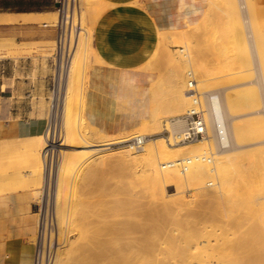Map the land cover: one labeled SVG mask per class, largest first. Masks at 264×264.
Listing matches in <instances>:
<instances>
[{
  "label": "bare ground",
  "instance_id": "1",
  "mask_svg": "<svg viewBox=\"0 0 264 264\" xmlns=\"http://www.w3.org/2000/svg\"><path fill=\"white\" fill-rule=\"evenodd\" d=\"M224 1H225V5L227 8L226 12L229 13L228 16L229 17L231 16L233 18L232 29H231L233 34H232V37L230 36V44L225 46V48L223 47L224 50L220 48L221 49V51L219 52V57H220L219 63L220 64L218 63L220 66H218V68H217V66H215V68H217L216 72H215V68H214L215 74H212L210 71V70H213L212 69L213 67L206 68L209 66V64H207L208 66L203 65L204 62L201 60L200 57H198L199 52H198V54L194 52L197 49H198L197 51H199V48H198L199 46L197 44H196L197 46L194 45L195 43L190 41L189 39L184 40L185 41L184 44L186 45L185 47L180 48V49H173L172 50L173 53L166 49V51L172 53L171 56L168 55V53H167V55H168V57L169 56L171 57V59L169 58V60L171 61L172 65H175L172 67L174 69H171L169 73L166 72L168 74L166 76V79H161L160 81L157 80L158 84H157L156 88H154L155 86L153 87L155 90L152 88L153 94L151 92L150 93H151V96L153 95L154 99L152 97H151V99H152V101L154 100L153 101L154 105L151 102L152 103V109H151L152 111H150L151 117L148 120L143 121L142 124L137 127V128H140L139 131L141 134L138 131H135V133L136 132H138V133L133 135V136H130L131 133L130 134L128 133L129 130H128V132L125 131L129 134L128 136H117L119 133L118 134H107V133L100 131L97 127L90 125L88 123V121H87V123L86 122L85 123L90 125V126L88 125L89 128L91 126H93V128L87 129L86 128L87 125L85 126V124L83 122L84 119L87 120V118L85 116V93H86V90L88 87L89 69L92 66L88 62L92 60V50L94 49V46H93L94 44H92V35L90 34L89 31L93 30L94 25H92V23H89V22L87 23V21L85 23V17H84L85 11L84 10L87 9V5L89 2H83L84 3L83 7L81 5L80 23H81L82 31H81L79 37L77 38V40L75 41L74 47L71 50V52L69 54L65 55V60H66V57H68L67 58L68 62L65 63V61L62 60L63 58L61 60L59 59L61 61V63L58 60V65L61 64V67L58 68V73H59V83L58 84H60V86H61L60 82L63 79L66 80V82H65L66 88H65V93H64L65 95H64V100H63L64 124L63 123L62 124L66 128L65 130H66L68 135H66V138L63 139L64 141H62L59 145H57L56 140H54L55 139L54 135L56 134L55 133L56 128H55L54 130L51 129V130L47 131L46 133L44 132L45 134L37 135L35 137L30 136V138H28L26 141V148H27V152H28L27 158L29 160H31L32 162H35L38 164V165H36L34 163V167L36 165V169H38V170H36V171L33 170V168H34L33 167L30 171V174H32V176H34L35 174L37 175V172H38L39 176L43 174L42 172H44V171H42V169H44V166L46 167V165H45V162L47 160L46 157L50 156L51 160H49V159L48 160L51 162L55 158L58 160V161H56V163L59 162V165H58L59 167L56 169L57 172L56 173H55V171L53 172L56 174V191H55V201H54L53 206H54L56 222H57L56 230H57V226H58V238L60 237V234H61L63 237L62 238L63 240L61 242H58V239H56L57 237L55 238V233L53 232V234L51 236V241H53V239H54V242H55V256H54L53 264H72V263H74V264H103L104 262H106L108 264H231L234 260H237L239 258L244 259V264H256L260 261L262 263L263 258H264V250L261 251V250L257 249L259 251H255V247H257L256 244H259L260 246L264 244V211H263L264 209L261 210V207H262V205H261V207L258 208L260 210H258V209H257L258 211L253 210V211H256V213L254 212L256 215H255V219L252 222L251 229L249 227V230L247 232L243 233V231H242L240 235L238 234L239 236L236 238H238L239 241H237V243L234 244V242L232 241V237H231V234H233L234 231H231V230L234 228L237 229L236 227H238V229H241V227H243L242 226V225H244L243 221H245L247 218H249L250 213H248V212L253 209L252 204H257L258 202L257 203L255 202L256 201L255 197H254V199L250 198L251 200H249L247 197H246L247 199L244 198L245 196H243V194L244 193L247 194V191L251 192V193H248L249 194L248 197H252L251 194H252V191L254 189L253 188L251 189V187H248V189L245 188V191L243 194L239 193L238 195H236L237 198L233 197V198H236L235 200H237V204H238V206L235 205L236 210H234L233 205H234L235 201L232 199V195L230 194V191H229L232 188L231 181L233 178L232 172L230 170V166L233 163V159L235 157H238V153H236V152H238L239 150H242L243 148H245L247 146H252V147L256 148L255 146H260V145L264 144V123H263L264 120L262 121L261 116H260L261 114H263V116H264V111H263V113H261V111H262L261 107H262V105H264V88H263L264 87V62H263L264 56L262 57V55H264V51H263V49H264V30L262 31L259 27V23H257L259 14L262 11V6H261V4H259L257 2V0H224ZM109 6H112V5H110V3H109ZM25 16L26 15H24V19H25ZM36 16H37V18L38 17L41 18L40 17L41 15H37V14L36 15H30L27 18L32 20V19H35ZM11 19H13V18H11ZM2 20H3V18H2ZM5 22H6V20H5ZM56 23H57V20H56ZM52 24L50 25L46 22L43 23V25H48V26L55 25V24H53V25ZM86 24L90 25V27H89L90 30L86 29L88 27L85 28L84 25H86ZM243 26H245V27H243ZM244 29H245V31H244ZM246 30L248 32V34H247L249 36L248 38H250V39H248L246 37V33H245ZM93 31H92V33H93ZM82 35H85V36L83 37ZM112 39H113V36H112ZM115 39H116V37H115ZM167 39L168 40L169 39L174 40V39H176V37L175 38L170 37ZM248 40H251V42L249 41L251 45L248 43ZM186 41H190V43H187ZM191 42L193 44H191ZM19 45H21V44L17 43V42L2 43V44H0V50L4 49V50L8 51L9 52L8 56H10V54L15 55L16 52H18L17 48L19 47ZM157 46H158V44H157ZM157 46H154V43H153L149 47H147V49L142 51L140 53V60H145V61L148 60L146 62V65L149 64L150 63L149 60L150 59H151V61L153 60V57L150 58V56L153 55V50ZM190 46H192L193 48H195V47L196 48L192 49ZM248 46H251V50H253V51H250V47H248ZM232 47H234L236 49V53H237V54H235V52L232 50L231 54L234 52V54H232L233 56L229 53V51L231 50L230 48H232ZM156 50H157V48H156ZM156 50L154 51V53H157ZM157 51H159V50H157ZM160 51H159V53H160ZM93 52H94V50H93ZM193 54L194 55L196 54L198 56L195 55V58H194ZM250 54H256L257 55V57H258L257 59L259 61L258 64L261 66V69H262V72L260 70V72L258 74L259 75L258 81H259V79H260V81L261 80L263 81V83H260V85H262V88H263V90H262L263 92H261L262 95L259 93V91H260L259 90V87H260L259 84H256L255 82L253 83L254 84L253 86L251 85L252 84V82H251V84H250L251 87H249L245 82H244L245 86H244V84L240 85L238 83L240 85L239 87L244 86V88L243 87H241V88H243L245 90V91L240 90V92H237V91H239L237 89L235 91V87L238 86L237 84H234L235 81H234V83H230V84L224 83V79L230 80L231 78L234 79V77H235L234 76L236 73V72H234L235 69L234 70L232 69V67H234V66H231L232 62H234L233 61L234 55H236L235 61L242 63L244 65H246V64L250 65L252 62L251 57H253V56H250ZM93 55H94V53H93ZM256 55L254 56L255 57V60L253 59L254 61L257 60ZM157 58L154 59L153 62H155L157 60ZM196 58H197V60H200L201 62H203V63L200 62L203 66H201V64L198 65L199 63H195ZM153 62H151L152 64L150 63L149 66L153 65ZM255 64H257V63H255ZM172 65L170 64L169 66H172ZM176 66L177 67L181 66L183 68V70H185L187 72V76H189L190 79H188L185 75H184L185 76L184 77L179 72L180 69L177 68ZM143 67H144V65H143ZM143 67H141V69ZM151 67L153 68L154 66H151ZM165 67H167V66L165 65ZM188 67H190L189 70L187 69ZM149 68L150 67L147 66L143 69L148 70ZM250 68H252V67H250ZM250 68H248V69L252 70ZM253 71L254 70H252V72L249 71V72H244V73H247V74L249 73L248 75L250 76V73L252 75ZM257 71H259V70H257ZM241 72L242 71H240V73ZM208 73L215 75V77L218 75L217 76L218 78L217 77L216 78H217L218 82L220 81L219 86H217L218 85L217 82L215 85L217 87H215V86L212 87L209 84V82H208L209 79L206 78L208 75H210ZM216 73H217V75H216ZM238 75H239V73H238ZM185 79L187 80V82ZM233 79H232V81H233ZM243 80H244V78H243ZM236 81H238V80H236ZM240 81L241 80L239 79L238 82H240ZM258 81H256V82H258ZM242 83H243V81H242ZM65 84H63V85H65ZM255 84L258 85L257 88H256ZM186 85H187V89H186ZM209 86H211V87H209ZM249 88L250 89L252 88V89L250 90ZM262 88H260V89H262ZM75 89L79 93L77 95L81 94V98L80 97L79 98H80V100L82 99L81 101H82V109L83 110H80L79 112H81V111L84 112V115L81 117H78V116L73 117L74 109H72L73 115L70 112L72 106L74 105V101H75V100L73 101V105H72L71 101L74 99V98H72L74 96V95L72 96V94L75 91ZM256 89H258V90H256ZM254 90H256V91H254ZM62 91H64V90H62ZM256 92H258L259 94ZM259 95L262 97H260ZM61 99H62V97H61ZM75 99H76V96H75ZM56 100H58V99H56ZM77 100H78L77 102L79 103V99H77ZM195 103H199L201 106L205 107V109H204V110H206L205 116L207 118V134L204 137H202L199 140V142L177 144V143H172V141L167 142V141H169L168 138H166L163 135H160V136L152 138V139L147 136L150 134L148 132L149 130H152V133H159V132L163 131L162 125H161L162 124L161 123V119H162L161 116L162 117H163V115L166 116V113L162 114L161 112H163L164 110H167L170 112L173 110L174 111H183L184 109H190L193 106V104H195ZM76 107H78V106H76ZM76 107H74V108L76 109ZM79 109H80V106H79ZM244 109H246V110L244 111ZM57 113H59L58 109H57ZM71 115L74 119H71ZM167 115H169L168 112H167ZM170 115H173L172 112L170 113ZM180 115H181V113H180ZM173 117H175V116L173 115ZM166 119H168V118H166ZM55 121H57V120H55ZM162 121H164V120H162ZM166 121H165L166 123L164 124L165 129L170 130L172 136L179 134L180 132H182L184 130L185 125H184V121L182 120L181 117H178L177 119H175V121H174V119H172L170 117ZM52 123H54V122H52ZM58 130H60V129H58ZM132 130H134V128H132ZM120 133L122 134L123 132H120ZM140 135H143L146 137L140 146H134L133 144L126 143V141H128L130 138L135 137V136H140ZM113 144H116V145L118 144V145L113 148V146L111 147V145H113ZM213 144L216 146V148H214L215 146ZM227 144H229L230 148L224 149V147ZM62 146L65 148H63ZM72 147L76 148V149H72ZM208 148H209V152L207 150ZM247 148H250V147H247ZM260 148H261V151L264 149L262 147H260ZM210 149H211V151H210ZM213 149H215V150L217 149V150L214 151ZM252 150L254 151V149H250L251 153H252ZM72 151L79 152L75 156L79 155L81 157V159H79L80 158L79 156H78L79 160L73 159L71 154H68ZM203 153L210 154V161L209 162L200 161L198 159L195 160L196 158H198ZM251 153L246 157L247 160L238 164V167L240 169H244L246 167L253 166L255 168V172L256 173L259 172L260 178H261V180H263L264 179V173H263L264 156H263L262 152H261L262 155L260 154V152H258V153L254 152L252 154ZM52 158H54V159H52ZM188 158H190V159L193 158L194 160H193L188 172L185 174L181 173L178 165L174 166V167H164L163 166L165 163H168L170 161H180V160H184V159H188ZM89 160H91V162L92 161L96 162L97 166L98 165H102L105 167L110 166V168L115 167V165H117L116 162L123 163V166H124V164H132V166L137 165V168H138V166L141 167V169H140L141 172L139 174L144 178V181L147 182L148 187L151 189L152 197H153V195L159 194L162 196V198L165 201L164 212H163V210L160 209L161 211L159 213L156 214V212H154L155 214H153V216L156 215L154 217L157 218V219H154V221L157 225L156 227H158L159 230H161L162 232H163L162 229H163V226L165 223V219L166 218L170 219V217L172 215H173V217L171 219H174L175 218L174 214L176 213L175 212L174 214H172L173 209L167 203L169 201L165 200L167 186H174V190H175V192L172 193L171 195H169V193H167L169 195V197L172 195L174 196L176 194L178 196L176 198V201L179 204L180 203L185 204L188 200L191 202V199L194 198V197H191L189 199V198H186V196L184 197V195H183L184 192H186L185 191L186 187L192 185L193 186L192 190L195 191L193 194L196 197L195 200L196 201L198 200L197 203H199L200 205L203 206L202 211L205 213L206 218L212 219L211 223H207L208 221L205 219L206 222L204 220L203 223L201 221V223L195 222L194 225H192L190 223L188 224L189 228H193L195 230H192L190 232H186L185 233L186 235L184 234L185 236H183V237L187 236V238H188L187 241L191 242V243L193 240L194 241L196 240V236L200 237L199 239L197 237V240L192 245H191V243L189 244L190 245L189 251H191V250L194 251V249H196V251L186 252V251H184L185 250L184 249V250H182L183 253H181L183 255H181V257H178V258H171L172 257L171 256L170 259L167 258L166 260L165 259L162 260V258H161V260H154V259H148V257H147V259H145V260L141 258L143 260V261H141V259L136 260V259L131 258L134 256V254L132 256L131 251H128L130 253L131 257L128 256L129 253H127V251L124 250L125 247L129 244V242L127 240L128 244L126 246L124 244H126L127 242L126 243H124V241L123 242L121 241V243L118 242V244L124 243L123 246L121 245L124 249H122L120 245L118 246V244L115 243L117 248H116V246L115 247L113 246L114 250L112 251V253H108L107 255H105L103 252L105 244L103 245L102 239L99 237V235L98 236L96 235V231L94 230L95 233L93 234V231L91 230L92 226L90 224L92 222H90V219H89L90 218L89 212H88L89 210L87 209V206H89L88 203L85 206L86 202L81 203L84 201V200H82V201H80V206L82 205L80 208H78V205H75L76 207L74 206V208L72 209L71 208L72 204L67 202L68 199H67V201H65V199H64V192L66 189H68L69 186H71L70 185L71 183L64 176L63 171H65L66 168H65V170H63L62 162H65L66 165L70 168L85 166L86 170H88L87 172L85 170H84V172L82 171L83 172L82 175L84 174L85 176L80 177L78 175V177H80L81 181H82L83 179H85L87 177H90V176L93 177V176H96V174H97V170L92 169V167H94L96 165H93V163H92V165H90L91 163ZM112 162H115V163H112ZM65 163H64V165H65ZM208 163H211L213 165H209ZM53 164H54V162H53ZM88 165H90V166L87 167ZM51 166H52V163H51ZM124 167H126V165ZM129 167H130V165H129ZM130 168H132V167H130ZM49 169H52V168L49 167ZM102 170H103V168H102ZM50 171L52 172V170H50ZM27 172H26V174H27ZM98 174H100V173H98ZM206 174H208L210 176V179H211V177H213L212 179H214V177H215L217 181L214 182V180L211 181L210 179H209V181H206V179H208V178L205 179ZM134 175H135V173H134ZM137 175L138 174H136L135 177L140 176V175L139 176H137ZM250 175H251V180H252L254 175L253 174H250ZM70 177H71V174H70ZM82 177H83V179H82ZM49 178H51V177H49ZM32 179L36 180V178H34V177H32ZM97 181H96V183H97ZM256 181L257 180H255V182ZM72 182H73V180H72ZM33 183H34V181H33ZM36 183L37 182H35L33 185L32 181H31L30 184L28 183L29 184L28 186H30L32 184L33 187L36 188L35 189L36 193L40 194V192L38 190L42 189V187L39 188V186H40L39 184H41V183H39V181H38L39 184H36ZM49 183H51V182H49ZM81 183H84V181ZM73 184H74V182H73ZM77 184H79V183L77 182ZM133 184H135V183H133ZM136 184H137V182H136ZM2 185L3 184L1 183L0 188L3 187ZM32 185L30 187H32ZM212 185H215V187H213ZM209 186H211L212 188H209ZM73 187L74 186H72V188ZM130 188H132V187H130ZM43 189H45V188L43 187ZM77 190H79V189H77ZM0 191H1V189H0ZM43 191L45 192V190H43ZM43 194H42L43 197L42 196L41 197H42V201H44V203H45V201L48 200V198L50 197V194L48 192H47L46 196H44ZM75 194H77V193H75ZM262 194H264V193H262ZM36 195H38V194H36ZM38 196H40V195H38ZM154 198H155V196H154ZM166 199H168V197ZM263 199H264V197L262 195H259V201H262ZM193 201H194V199H193ZM196 201H194V202H196ZM76 203L79 204V202H76ZM260 203L261 202H259V206H260ZM94 204H96V203H94ZM262 204L264 205V202ZM171 205H172V203H171ZM243 208L247 209V210L242 213L241 210ZM262 208H264V207H262ZM96 209H97V207H96ZM254 209H256V208L254 207ZM161 212H163V213H161ZM150 213H153V212H149L148 215H150ZM145 215H146V213H145ZM145 215H143V216H145ZM150 216H149V218L153 219V217H150ZM253 217H254V215H253ZM253 217L251 216V218H253ZM38 218H39V216H38ZM103 219H105V218H103ZM146 219L147 218L145 217V220ZM176 219H177V221H179L180 218H176ZM142 220H144V219H142ZM148 220H150V219H148ZM154 221L151 222L152 225H153ZM248 221H250V220H248ZM182 222L183 221L181 220L178 223L183 224L184 222L183 223ZM93 223H92V225H93ZM138 223H136V224H138ZM145 223H147V222H145ZM167 223H168V221H167ZM139 225H137L138 228L141 226V225L140 226ZM152 225L150 224V226H152ZM90 226H91V228H90ZM93 226H96V225H93ZM177 226H179V225H177ZM233 226H234V228H232ZM156 227H155V229L157 230ZM128 228L129 227H127V229H125V231L123 230L124 227H122V229L121 228L120 229L123 230L124 232H126L129 230ZM99 229H100V227H99ZM120 229H118L116 231L119 232ZM245 229H247V227ZM132 231H134V230H132ZM102 232L104 233V231H102ZM102 232H101V234H103ZM120 233L122 235V231ZM119 234H118V236H120ZM132 234H135V233H132ZM152 235H154V234H152ZM182 235H183V233H182ZM147 237H148V235H147ZM128 238H130V237H128ZM132 238H134V237H132ZM143 238H145V237H143ZM236 238H234V239H236ZM104 240L107 241L106 239H104ZM131 240H133V239H131ZM142 241H144V240H142ZM234 241H236V240H234ZM145 242H147V241H145ZM132 244H135V243H132ZM138 245H139V242H138ZM141 245H139V246H141ZM186 245H187V243H186ZM148 246H150V245H148ZM128 247H131V246L130 245L127 246L126 249ZM142 247H144V246H142ZM262 248H263V246H262ZM131 249L134 252H136V248L133 247ZM144 249H145V247L140 249V250L144 251ZM208 250L215 251V254L217 255V257H216L217 259L214 258L216 255H214V257H213L214 259H213L210 256ZM143 251L141 252L142 254H144ZM146 251H148V250L146 249ZM146 251H145V253H146ZM148 252H150V250ZM179 252H181V250ZM139 254H138V256H139ZM138 256H135V258L136 257L138 258ZM140 256H139V258H140ZM145 256L146 255L144 254L143 258H145ZM150 256H152V254ZM156 256H157V254H156Z\"/></svg>",
  "mask_w": 264,
  "mask_h": 264
},
{
  "label": "rangeland",
  "instance_id": "2",
  "mask_svg": "<svg viewBox=\"0 0 264 264\" xmlns=\"http://www.w3.org/2000/svg\"><path fill=\"white\" fill-rule=\"evenodd\" d=\"M83 2H89L88 5H87V9L85 8L86 10H84L85 11V15H84L85 23L87 21V23L88 22L92 23V25H95L96 20L99 18V16L106 9H108V6H109V3L105 2L103 0H81L82 7L84 5ZM44 9L48 10V11H54L55 14H52V13L47 14L46 18H45V15H41L40 17L42 19H44L43 21H41V24L43 22H48L49 24H52V23L55 24L56 20H57V12L55 11V9L54 8H51V9L44 8ZM226 11H227V8H226L224 0H212V2H210V5H209V7L207 9L206 15L204 16L203 20L200 22V24H198L197 26H194L193 29H191V30H179V31H160L161 35L159 36L158 40L154 43V46H157V44H158V46L155 47V49L153 50V55L150 56V58L153 57V60L151 61V59L149 58L150 59L149 62L150 63L153 62L154 59H156L158 57L157 60L155 62H153V65L149 66L150 63L146 65V62L148 60H146V61L145 60H140V58H139L138 67L141 69V67H143V65H144L143 68L148 66L152 70H154V71H156L158 73L159 81L161 79H166V76L168 75L167 73H169L171 69H174L172 67L175 66V65H172L171 61L169 60V58L171 59L170 56L173 53L172 50L173 49H180V48L185 47L186 45L184 44L185 43L184 40H186V39H189L190 41L195 43V41L193 39H194V37H196L197 31H200V37H198V38H200L199 40H200V43H201L200 45H202L201 47H204L203 52H205L206 57H207V53L210 52L209 51L210 48H212L214 46L224 50L225 46L230 44V36L232 37V34H233V32L231 30L232 29L233 18L231 16L229 17L228 16L229 13H227ZM257 23H259V27L263 31L264 30V7L263 6H262V11L259 14ZM86 25H84L85 28L88 27L86 29L90 30V28H89L90 25H87V26ZM243 27H245V26H243ZM93 30H94V26H93ZM92 31L90 30L89 32L92 35V44H93V33H92ZM244 31H245V29H244ZM245 33H246V37L248 38L249 36L247 35L248 34L247 30H246ZM55 34H56V30H55ZM82 36L84 37L85 35H82ZM169 36L170 37H174V38L176 37V39H174V40L169 39L168 40L167 38H170ZM248 39H250V38H248ZM13 41L16 42L15 40H13ZM190 41H186V42L190 43ZM249 41L251 42V40H248V43L250 44ZM192 42H191V44H193ZM20 43H22V44L19 45V47L17 48L18 52H16V54L14 53L15 55L12 54L13 56L11 54H10V56H8L9 52L4 50V49L0 50V90H2V94L11 95L12 96L11 100L14 102V104H17V105L23 104L25 106V109H26L29 117H38V118L43 119L45 121V123H46V131H44L45 133L47 131L51 130V129L54 130L56 128L55 129L56 130L55 131L56 134L54 135L55 136L54 140H56V144L59 145L62 141H64L63 139L66 138V135H68L66 130H65L66 128L63 125L64 124V116H63L64 115V111H63L64 110L63 109L64 105H63V100H64V95H65L64 93H65V88H66V84H65L66 80L63 79L60 82L61 86H60V84H58L59 83V75H58V72H57L56 66H55V39L53 41H40V42H35V43L20 42ZM194 45H196V44H194ZM190 47L192 49L196 48L195 46H194L195 48H193L192 46H190ZM248 47H250V51H253V50H251V46H248ZM156 48L159 51L161 50L160 51L161 54L159 53V51L156 50ZM166 49L168 51L172 52V53L166 51ZM221 49L219 50V52L221 51ZM230 49H231L229 51L230 54H231L232 50L235 52V54H237L236 53V49L234 47H232ZM93 50H94V52H93ZM93 50H92V60H91L92 62L89 61L88 63L90 65H93L94 63H104V61L98 55L96 50L95 49H93ZM155 50H156L157 53H154ZM197 50H195V51L193 50V51L198 54L199 51H197ZM263 51H264V49H263ZM234 52L232 54H234ZM93 53H94V55H93ZM167 53H168V55H170L169 57H168ZM195 55L193 56L194 58H195ZM255 55L256 54H250V56H253V57ZM196 56H198V55H196ZM263 56L264 55H262V57ZM253 57H251L252 62H251L250 65L249 64L244 65L242 63H239V62L235 61L236 60L235 59L236 55H234V59H233L234 62H232L233 65L231 64V66H234V67H232V69L233 70L235 69L234 70V72H236L235 75H234L235 77H234V79L231 78L230 80L229 79H226V80L224 79V83L225 84H230V83H234V81H235L234 84L238 85L237 87H235V91L237 89V90H239L237 92H240V90L245 91L243 89L244 86H245L244 82L249 87H251L250 86L251 82H252V84H251L252 86L254 85L253 83L255 82L256 84H259V86H260L259 87V90H260L259 93L262 95L261 92H263L262 90H263L264 87L262 88V85H260V83H263V81L262 80L260 81V79L258 81V78H259L258 74H259L260 70L262 72V69H261V66L258 64L259 61L257 59L258 58L257 55H256V59H257L256 61H254L255 57L254 58ZM197 58H196V62L195 63H199L198 65H200L201 63L204 62L203 65L204 66H208L207 65L208 64L207 61H205L204 59L201 58V60L203 61V62H201L200 60H197ZM215 58H217L216 64H218L219 61H220L219 60V58H220L219 55H215ZM208 59H210V57ZM263 59H264V57H263ZM166 63L167 64L169 63V64L167 65ZM255 63H257V64H255ZM170 64L172 66H169ZM219 64L217 65V68H218V66H220ZM165 65L167 67H165ZM203 65L201 64V66H203ZM151 66H154V67L152 68ZM211 67L212 66L209 65L206 68H211ZM250 67H252V68H250ZM150 68L148 70H151ZM177 68L180 69L179 72L183 76L185 75L188 79H190L189 76H187V72L185 70H183V68L181 66H178ZM189 68L190 67H188L187 69L189 70ZM214 68H212L213 70H210L212 74H215L214 73ZM217 68H215V72L217 71ZM248 68L254 70L252 75L250 73V76L248 75L249 73L248 74L244 73V72H249V71L252 72V70H249ZM256 69L259 70V71H257ZM144 70H147V69H144ZM240 71H242V72L240 73ZM238 73H239V75H238ZM208 74H210V73H208ZM212 74H210V75H208L206 77V78L209 79L208 80L209 84L213 87V86L216 85V82H217L218 83L217 86H219L220 81L218 82V80H217V78H218L217 77L218 76L217 73H216V75H217L216 77L217 78L215 77V75H212ZM243 78H244V80H243ZM232 79H233V81H232ZM239 79L241 80L240 81L241 83L243 81L242 84L240 82H238ZM187 80H186V82H187ZM236 80H238V81H236ZM256 81H258L259 83L256 82ZM238 83L240 85L244 84V86H241L243 88L239 87L240 85ZM63 84H65V85H63ZM211 86H209V87H211ZM217 86H215V87H217ZM257 87H258V85H256V88ZM260 88H262V89H260ZM186 89H187V85H186ZM62 90H64V91H62ZM256 90H258V89H256ZM256 90H254V91H256ZM256 93H258V92H256ZM77 94H79V93L75 89V91L72 94V96L74 95L72 97L74 99L71 101L72 105H73V101L74 100L75 101H74V105L72 106L71 111H70L71 114L73 115V110L72 109H74L73 117H77V116L81 117V116L84 115L83 111L79 112L80 110H83L82 109V101H81L82 99L80 100L81 94L80 95H77ZM75 96H76V99H75ZM61 97H62V99H61ZM260 97H262V96H260ZM56 99H58V100H56ZM77 99H79V103L77 102L78 101ZM76 106H78V107H76ZM79 106H80V109H79ZM263 106L264 105H262V107ZM74 107H76V109ZM262 107H261V110H262L261 113H263V111H264L263 110L264 107L263 108ZM57 109H58L59 113H57ZM187 110L188 109H184L183 111H174L173 110L171 112L176 117V116L180 115V113L181 114L185 113ZM245 110L246 109H244V111ZM167 112H168L169 115H167ZM171 112L167 111V110H164L163 112H161L162 114L166 113V116L163 115V117H162L160 115L161 118H162L161 119V123H162L161 125H162V130L163 131H161L159 133H152V130H149L148 132L150 134L147 135L148 137H150L152 139V138L158 137L160 135H163L166 138L169 136L170 133L167 131V129H165L164 124L167 122L166 120H168L170 117L173 118V115H170ZM72 115H71V119H74L72 117ZM260 116H261V120L263 121L264 120L263 114H261ZM166 118H168V119H166ZM55 120H57V121H55ZM162 120H164V121H162ZM87 121H88V119L87 120L84 119L83 122H84L85 126L87 125L86 128L88 129L89 128L88 125L89 124L92 125V124L89 121H88L89 124H86ZM52 122H54V123H52ZM263 123H264V121H263ZM91 128H93V126H91L89 129H91ZM58 129H60V130L62 129L63 131L62 130L60 131ZM139 130H140V128L136 127V128H134V130L131 129V131L129 130V132L128 131L127 132L129 134L130 133L132 134V135L130 134V136H133V135L137 134L138 132L140 133ZM135 131H138V132L135 133ZM44 132L42 134H45ZM127 132H123L122 134L119 132V134L118 133H115V134H118L117 136H128L129 134ZM27 139L28 138L16 139V140L0 139V176H1L0 177V182L3 184L2 185L3 187L0 188L1 191H2V192L0 191V194L7 193V192H12V191H17V190H21V189H30L34 193V197H35V200H36V210H37V204L41 205V201H42V197H43L42 194L43 193H44L43 195L46 196V194L48 192L50 194V197L48 199L50 200V202H52L54 204L55 191H56V174L55 173L57 172L56 169L59 167L58 166L59 162L56 163V161H58L56 158L55 159L52 158L54 160H52V162H51V161H49V160H51V157L50 156L46 157L47 158V160L45 162L46 167L44 166V169H42V171H44V172H42L43 174L39 176L38 172H37L38 176L36 174L34 176H32V174H30V171L34 167V163L35 162H32L31 160H29L27 158L28 157V152H27V148H26ZM167 142H169V141H167ZM197 142H199V141H197ZM126 143L132 144L129 141H126ZM182 144H185V143H182ZM117 145L113 144V145H111V147L113 146V148H114ZM247 147H250V148H247ZM247 147H245L242 150H239L238 152H236V153H238V157H235L233 159V163L230 166V170L232 172V177L233 178H232V181H231L232 188L229 191H230V194L232 195V199L235 201L234 205H233L234 210H236V208H235L236 206L235 205L238 206L237 200H235L237 198L236 195H238L239 193L243 194L244 191H245V188L248 189V187H251V189L252 188L254 189L252 191V194H251L252 197H248L249 196L248 193H251V192L247 191L248 195L246 193H244L243 194V196H245L244 198L247 197L249 200H251V199H254V197H255V200H256L255 202L256 203L258 202V203L257 204H252V208L253 209L248 212V213H250L249 214L250 216L245 221H243L244 225H242L243 227H241V229H238V227H236V226L235 227L237 229H235L234 226L232 227L234 229H232L231 231H234V233L231 234V237H232V241L234 242V244L237 243V241H239L238 238H236V237H238L241 234L242 231L244 233V232H247L249 230V227L251 229L252 222L255 219V215H256L255 214L256 211H253V210H257L259 207H261V205H262V207H264V205L262 204L264 202V199L262 201H259V195H262L264 197V194H262V193H264V189H263L264 188V179L261 180L259 172L256 173L255 172V168L253 166H249V167H246L244 169H240L238 167V164H240L241 162L247 160L246 157L251 153L250 149H254V151L252 150V153L260 152V154H261V152H262V154L264 156V149L261 151V148H260V147L264 148V144H262L260 146H255L256 148H254L252 146H247ZM63 148H65V147H63ZM214 148H216V146ZM229 148H230L229 144H227L224 147V149H229ZM72 149H76V148L72 147ZM207 150L209 152V148ZM213 150L216 151L215 149H213ZM210 151H211V149H210ZM75 152L72 151V152H70L68 154H71V156L75 160L76 159L77 160L81 159V157L79 155L78 156L80 158L78 156H75L79 152H77V151H75ZM89 161L91 163L90 165H92V163H93V165H96V166L92 167V169H96L97 170V174H96V176H93V177L90 176V177H87L85 179H83V177H82V179H83L82 181H81L80 177L81 176H85L84 174L82 175V173L84 172V170L86 172L88 171V170H86L85 166H83V167L79 166V167H76V168H73V167L70 168V167H68L66 165L65 162H62L63 170H65V168H66V170L63 171L64 176L71 183L70 184L71 186H69L68 189H66L65 192H64V199H65V201H67V199H68L67 202L72 204V205L70 204L72 209L74 208L75 205H78V208H80L82 206V205L80 206V201H82V200H84V201L81 202V203L86 202L85 206L88 203L89 206H87V209L89 210L88 212H89L90 222H92V223L94 222L93 225H96V226H93L92 223H91L90 225L92 226V228H91V226H90V228L93 231V234L96 231V235L97 236L99 235V237L102 239L103 245L105 244L104 245V251H103L105 255H107L108 253H112V251L114 250L113 246L115 247L116 244H118V242L121 243V241L122 242L124 241V243H126L127 240L129 242V244H128V242L126 244H124V243L123 244L125 246L128 244L127 246L130 245L131 247H128L126 249V247H127L126 246L125 249H124L122 247L123 244H118V246L122 245L121 248L124 249L125 251H127V253H129L128 251H131L132 256H133V254H134V256L131 257L130 253H129L128 256H130L131 258L136 259V260H139L141 258L145 260V259H147V257H148V259H154V260H161V258H162V260H164V259L166 260L167 258L170 259L171 256H172L171 258L181 257V255H183V254H181V253H183L182 250H184V249H185L184 251H186V252H192L193 251V250L189 251V247H190L189 244L191 242L187 241L188 240L187 236L183 237V236L186 235L185 234L186 232H190L192 230H195L193 228H189L188 224L190 223V224L194 225L195 222H197V223L200 222L201 223V221L203 223L205 219L208 221L207 223H211L212 222L211 221L212 219L206 218L205 213L202 211L203 210V206L200 205L199 203H197L198 200L197 201L195 200L196 197L193 195L194 192H195L194 190H193V193L191 195H188L186 192H184V194H183L184 197L186 196V198H189V199L191 197H194V198L191 199V202L188 200L185 204L184 203L183 204H181V203L179 204L176 201V198L178 197L176 194H175L176 196L172 195V196L169 197V195H171L172 193L175 192L174 186H167L166 196L165 197L166 198L168 197V199L165 198V200L169 201L167 203L173 209L172 210L173 211L172 214H174L175 212L176 213L174 214V217H175L174 219L175 220L171 219L173 217V215H172L170 217V219H168V218H166L167 220L165 219V223L163 222L164 223V226H163V229H162L163 232H164L163 233L161 230H159L158 227H156L157 225H156L154 219H157V218L154 217L156 215L153 216V214H155L154 212H156V214H157L161 210H163V212H164L165 201L162 198V196L159 195V194L158 195H153V197H152L151 189L148 187L147 182L144 181V178L139 174L141 172L140 171L141 167L138 166V168H137V165H135V166L133 165L132 166V164H124V166L126 165V167H124L123 163L116 162L117 165H115V167H113V168L112 167L110 168V166L109 167H107V166L105 167V166H102V165H98L97 166L96 162H94V161L91 162V160H89ZM53 162H54L55 165L53 164ZM51 163H52V166H51ZM64 163H65V165H64ZM112 163H115V162H112ZM35 164L38 165L37 163H35ZM208 164L209 165H213L211 163H208ZM36 165L33 168V170H35V171L38 170V169H36ZM90 165H88L87 167H89ZM129 165L132 168H130ZM49 167L52 168V169H49ZM102 168H103V170H102ZM50 170H52V172ZM54 171H55V173H53ZM26 172H27V174H26ZM98 173H100V174H98ZM134 173H135V175L138 174L137 176H139V175L140 176L139 177H135ZM263 173H264V170H263ZM70 174H71V177H70ZM250 174L254 175L252 180H251V175ZM78 175L80 177H78ZM207 175L208 174H206V176ZM206 176H205V179L208 178V179H206V181H209L210 176L209 175L207 177ZM32 177L36 178V180H33ZM49 177H51V178H49ZM212 178L213 177H211V179H210L211 181H213V180H214V182L217 181L215 177H214V179H212ZM72 180H73L74 184H73ZM255 180H257V181L255 182ZM31 181H32L33 185H34L35 182H37L36 184L41 183L43 185V186L41 184H39L40 186L38 185L39 188L42 187V189L38 190L40 192V194L36 193V191H35L36 188L33 187L32 184H31L32 187H30L31 185L28 186L31 183ZM33 181H34V183H33ZM38 181H39V183H38ZM83 181H84V183H81ZM96 181H97V183H96ZM49 182H51V183H49ZM77 182L79 184H77ZM136 182H137V184H136ZM1 183H0V186H1ZM133 183H135V184H133ZM72 186H74V187L72 188ZM212 186L215 187V185H212ZM43 187L45 189H43ZM130 187H132V188H130ZM209 188H212V187L209 186ZM77 189H79V190H77ZM43 190H45V192ZM75 193H77V194H75ZM167 193H169V195ZM36 194H38L40 196H38ZM154 196H155V198H154ZM233 197H236V198H233ZM193 199L196 202H194ZM76 202H79V204L76 203ZM259 202H261L260 206H259ZM94 203H96V204H94ZM171 203H172V205H171ZM96 207H97V209H96ZM254 207L256 209H254ZM262 207H261V210L264 209ZM242 210H241V212L243 213L247 209L243 208ZM258 210H260V209H258ZM149 212H153V213H150L151 216L148 215ZM163 212H161V213H163ZM145 213H146V215H145ZM143 215H145V216H143ZM253 215H254V217H253ZM149 216L153 217V219L149 218ZM251 216L253 218H251ZM145 217L147 218L146 220H145ZM103 218H105V219H103ZM176 218H180L179 221L182 220L184 223L182 222L183 224H179L178 223L179 221H177ZM142 219H144V220H142ZM148 219H150V220H148ZM151 219L154 221L153 225L151 223V222H153ZM206 220H205V222H206ZM248 220H250V221H248ZM167 221H168V223H167ZM145 222H147V223H145ZM136 223H138V224H136ZM150 224L152 226H150ZM137 225H139L140 227L138 228ZM177 225H179V226H177ZM99 227H100V229H99ZM122 227H124V229H123L124 231H125V229H127V227H129L128 228L129 230L124 232L123 230H121ZM155 227L157 228V230L155 229ZM246 227H247V229H245ZM118 229H120L119 232L116 231ZM101 230L104 231V233ZM132 230H134V231H132ZM121 231H122V235L120 233ZM130 231L132 233H135V234H132ZM101 232L103 234H101ZM182 233H183V235H182ZM118 234L121 237L118 236ZM152 234H154V235H152ZM147 235H148V237H147ZM128 237H130V238H128ZM132 237H134V238H132ZM143 237H145V238H143ZM197 237H198V239L200 238L199 236H196V240H197ZM55 238L58 239V242H61L63 240L62 239L63 237H62L61 234H60V237L58 238V226H57V230L55 232ZM234 238H236V239H234ZM35 239H36V235L33 237V241L34 242H35ZM104 239H106L107 241H105ZM131 239H133V240H131ZM136 240L139 242V245H141V244L142 245L139 246L138 242ZM142 240H144V241H142ZM234 240H236V241H234ZM145 241H147V242H145ZM195 241L193 240L191 245L193 243H195ZM132 243H135V244H132ZM186 243H187V245H186ZM148 245H150V246H148ZM258 245L259 244H256V246L258 248L255 247V251H259V250L263 251L264 250V244L261 245V246L260 245L258 246ZM142 246L145 247L144 251L142 250L144 252V254L146 255L145 258H143L144 254H142L141 253L142 251L140 250V249L144 248ZM262 246H263V248H262ZM133 247L136 248V252H134L131 249ZM116 248H117V246H116ZM146 249L148 251L150 250V252L146 251ZM257 249H259V250H257ZM180 250H181V252H179ZM145 251H146V253H145ZM194 251H196V249H194ZM208 252H209V254H210V256L212 258L214 257V255H216L215 251L208 250ZM138 254H139V256L141 255L140 258L138 256ZM149 254L150 255L152 254V256H150ZM156 254H157V256H156ZM135 256H138V258L137 257L135 258ZM216 257H217V255L214 258H216ZM142 259H141V261H143ZM263 261H264V258H263ZM263 261H262V263L260 261V262H258L256 264H259V263L260 264H264ZM104 263L108 264L106 262H104ZM72 264H74V263H72ZM231 264H244V259L243 258H239L237 260H234Z\"/></svg>",
  "mask_w": 264,
  "mask_h": 264
},
{
  "label": "crops",
  "instance_id": "3",
  "mask_svg": "<svg viewBox=\"0 0 264 264\" xmlns=\"http://www.w3.org/2000/svg\"><path fill=\"white\" fill-rule=\"evenodd\" d=\"M103 1L112 6L95 22L93 46L104 63H94L89 69L85 116L100 131L115 134L138 127L151 117L154 104L151 93L159 75L138 67L140 53L158 40L160 31L191 30L200 24L212 0ZM257 2L264 7V0ZM44 8L55 9V0H0V44L13 40L53 41L55 29L44 27L45 22L41 24L44 19L27 18L55 14ZM196 35L199 57L214 68L220 48H210L206 57L198 38L200 31ZM11 99V95L0 90V139L41 135L46 130L45 121L29 117L25 106L14 104ZM37 229L38 213L32 190L0 194V264H34L33 237Z\"/></svg>",
  "mask_w": 264,
  "mask_h": 264
},
{
  "label": "built area",
  "instance_id": "4",
  "mask_svg": "<svg viewBox=\"0 0 264 264\" xmlns=\"http://www.w3.org/2000/svg\"><path fill=\"white\" fill-rule=\"evenodd\" d=\"M55 11L57 12V23L53 26L43 25L44 27H53L56 30L55 34V66L58 72V60L62 59L65 63L68 62L69 54L74 47L75 41L79 37L82 28L80 23L81 16V0H55ZM59 60V61H60ZM61 63V61H60ZM59 75V73H58ZM205 107L199 103L193 104L185 113L173 117L177 119L181 117L184 121V130L179 134L172 136L171 132L167 137L169 142L182 144L199 141L207 134V118L205 116ZM146 137L143 135L130 138L128 141L134 146H140ZM210 161V154L203 153L195 160ZM193 158H188L180 161H170L165 163L164 167L179 166L182 174L188 172ZM193 186L186 188V193L191 195L193 193ZM38 229L35 239V256L34 264H53L55 256V242L51 241L53 232L56 231V216L53 203L50 200L41 201V205L37 204Z\"/></svg>",
  "mask_w": 264,
  "mask_h": 264
}]
</instances>
